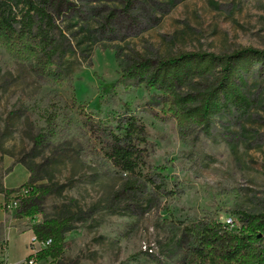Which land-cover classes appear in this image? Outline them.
<instances>
[{"label": "rangeland", "instance_id": "obj_1", "mask_svg": "<svg viewBox=\"0 0 264 264\" xmlns=\"http://www.w3.org/2000/svg\"><path fill=\"white\" fill-rule=\"evenodd\" d=\"M74 8L56 20L67 51L49 65L13 54L0 37L4 255L28 264L39 249L32 230L42 227L61 233L62 254L33 264H190L184 229L191 243L202 225L232 218L239 233L245 218L264 214V63L246 77L252 109L216 117L209 135L129 76L130 65L264 51V0H135L129 12L121 0H83ZM4 15L14 41L35 48V18L18 0ZM125 115L144 128L146 166L134 177L99 146L101 131ZM14 198L18 207L5 212ZM258 240L264 254V235Z\"/></svg>", "mask_w": 264, "mask_h": 264}, {"label": "trees", "instance_id": "obj_2", "mask_svg": "<svg viewBox=\"0 0 264 264\" xmlns=\"http://www.w3.org/2000/svg\"><path fill=\"white\" fill-rule=\"evenodd\" d=\"M8 1L0 0V37L12 53L20 55L22 52L23 57H33L42 65L51 64L55 58L61 60L67 46L56 20L63 19L66 13H73L74 2L83 0H18L22 9L36 20L35 48L20 46L14 41V30L4 15ZM134 1L121 0L123 11L129 12ZM257 63H264V51L241 48L222 55L181 53L156 62H133L128 74L139 84L166 96L175 105L180 121L191 122L209 135L216 117L231 114L244 117L252 109L254 99L246 92V77ZM114 124L113 129L101 131L100 151L118 172L137 176L146 166L144 128L133 115L118 116ZM128 188L126 185L125 189ZM23 205L25 207V200L19 209ZM243 221L253 227L249 229L243 222L244 230L235 233L218 222L202 225L191 243L185 238L191 231L184 229L181 243L189 246L192 255L188 262L264 264V254L258 248V235H264V214ZM32 232L38 240L51 239V246L38 251L27 261H55L61 256L63 238L59 231L39 227Z\"/></svg>", "mask_w": 264, "mask_h": 264}, {"label": "built area", "instance_id": "obj_3", "mask_svg": "<svg viewBox=\"0 0 264 264\" xmlns=\"http://www.w3.org/2000/svg\"><path fill=\"white\" fill-rule=\"evenodd\" d=\"M18 205H19L18 200L16 198L9 199L7 202L4 203L3 210H5V212H7V213H11L12 211H14L18 207ZM222 224L230 230H232L233 228L236 227V224L232 218H227L226 220H224L222 222ZM34 243H37L38 248H39L37 251L35 250V253H34V255H35L38 251L44 250V249L50 247L51 246V239L38 240L37 238L34 237V239L32 240L31 246H33ZM4 250H5V246L1 242L0 243V264H9L7 261L6 255H4ZM33 263H34L33 259L28 261V264H33Z\"/></svg>", "mask_w": 264, "mask_h": 264}, {"label": "crops", "instance_id": "obj_4", "mask_svg": "<svg viewBox=\"0 0 264 264\" xmlns=\"http://www.w3.org/2000/svg\"><path fill=\"white\" fill-rule=\"evenodd\" d=\"M0 196H2L1 194H0ZM3 198V197H2Z\"/></svg>", "mask_w": 264, "mask_h": 264}, {"label": "water", "instance_id": "obj_5", "mask_svg": "<svg viewBox=\"0 0 264 264\" xmlns=\"http://www.w3.org/2000/svg\"><path fill=\"white\" fill-rule=\"evenodd\" d=\"M259 236H261V235H259Z\"/></svg>", "mask_w": 264, "mask_h": 264}]
</instances>
